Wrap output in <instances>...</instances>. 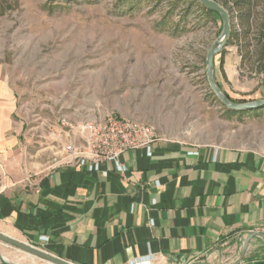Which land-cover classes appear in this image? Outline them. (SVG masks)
Listing matches in <instances>:
<instances>
[{
  "label": "rangeland",
  "instance_id": "obj_1",
  "mask_svg": "<svg viewBox=\"0 0 264 264\" xmlns=\"http://www.w3.org/2000/svg\"><path fill=\"white\" fill-rule=\"evenodd\" d=\"M221 32L220 17L190 0H0V66L17 91L23 141L38 152L59 119L113 114L188 142L264 151V110L230 112L208 84ZM224 50L219 88L237 103L264 99L263 75L241 66L236 44ZM0 261L51 264L1 241Z\"/></svg>",
  "mask_w": 264,
  "mask_h": 264
},
{
  "label": "crops",
  "instance_id": "obj_2",
  "mask_svg": "<svg viewBox=\"0 0 264 264\" xmlns=\"http://www.w3.org/2000/svg\"><path fill=\"white\" fill-rule=\"evenodd\" d=\"M24 133L17 91L0 66V232L61 259L229 264L252 232H264L262 150L168 137L151 156L124 153L125 173L108 163L104 175L50 169L44 152L55 151L52 133L34 153ZM263 241L251 240L241 264H264Z\"/></svg>",
  "mask_w": 264,
  "mask_h": 264
},
{
  "label": "built area",
  "instance_id": "obj_3",
  "mask_svg": "<svg viewBox=\"0 0 264 264\" xmlns=\"http://www.w3.org/2000/svg\"><path fill=\"white\" fill-rule=\"evenodd\" d=\"M57 122L59 125L53 126L51 132L57 141L55 148L59 146L51 156L52 170L71 167L107 175L104 165L111 163L123 174L127 170L121 161L124 153L143 149L151 156L154 144L169 137L150 123L113 114L74 122L63 118ZM198 259L191 258L184 264L197 263Z\"/></svg>",
  "mask_w": 264,
  "mask_h": 264
},
{
  "label": "trees",
  "instance_id": "obj_4",
  "mask_svg": "<svg viewBox=\"0 0 264 264\" xmlns=\"http://www.w3.org/2000/svg\"><path fill=\"white\" fill-rule=\"evenodd\" d=\"M190 1L200 4L208 14L218 15L221 19V30H223V20L219 13L209 10L198 0ZM216 1L223 5L231 16L232 29L227 46L236 44L241 57V66L250 65L252 70L262 74L264 78V0H224L223 4L219 0ZM236 18L238 23L234 22ZM225 52L226 50H223L221 53V66L224 64ZM227 96L230 98L228 94ZM259 109L264 110V107ZM227 110L239 115L258 111V109Z\"/></svg>",
  "mask_w": 264,
  "mask_h": 264
},
{
  "label": "water",
  "instance_id": "obj_5",
  "mask_svg": "<svg viewBox=\"0 0 264 264\" xmlns=\"http://www.w3.org/2000/svg\"><path fill=\"white\" fill-rule=\"evenodd\" d=\"M198 1L209 10L219 13L223 20V30L220 36L217 38V40L208 50L206 56V74H207V81L211 91L213 92L215 97L220 101V103L229 110L247 111V110L259 109L264 107V99H258L244 103L234 102L217 85L215 80V58L217 55L221 54L222 51L227 47L232 29L231 16L229 11L216 0H198ZM254 237L264 238V232H258V231L252 232L246 238L239 258L235 262L229 264H241L243 262L246 252L249 249L250 242ZM0 241L9 244L11 246H14L32 256L38 257L51 264H74L67 260L61 259L41 248H38L24 241L13 238L3 232H0ZM192 264H212V263L203 261Z\"/></svg>",
  "mask_w": 264,
  "mask_h": 264
}]
</instances>
